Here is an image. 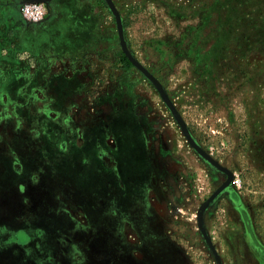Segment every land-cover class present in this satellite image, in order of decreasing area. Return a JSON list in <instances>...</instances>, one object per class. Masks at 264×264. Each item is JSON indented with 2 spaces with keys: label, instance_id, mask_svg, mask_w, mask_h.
Segmentation results:
<instances>
[{
  "label": "rangeland",
  "instance_id": "obj_1",
  "mask_svg": "<svg viewBox=\"0 0 264 264\" xmlns=\"http://www.w3.org/2000/svg\"><path fill=\"white\" fill-rule=\"evenodd\" d=\"M88 5L0 52V264H264V0Z\"/></svg>",
  "mask_w": 264,
  "mask_h": 264
},
{
  "label": "crops",
  "instance_id": "obj_2",
  "mask_svg": "<svg viewBox=\"0 0 264 264\" xmlns=\"http://www.w3.org/2000/svg\"><path fill=\"white\" fill-rule=\"evenodd\" d=\"M22 1L24 0H0V52L7 59H12V54L16 56V52H19L20 57L23 55L21 51L24 47H15L18 38L25 46L33 48L39 54L45 51L48 56L52 55L60 40L57 31L60 20L65 19L62 22L66 30L68 26L73 25L68 17L79 15L82 18L91 15L88 0H41L48 7V13L39 25L29 27L22 22L19 15ZM87 25L90 26L89 23ZM150 201L154 206V194L150 195Z\"/></svg>",
  "mask_w": 264,
  "mask_h": 264
},
{
  "label": "built area",
  "instance_id": "obj_3",
  "mask_svg": "<svg viewBox=\"0 0 264 264\" xmlns=\"http://www.w3.org/2000/svg\"><path fill=\"white\" fill-rule=\"evenodd\" d=\"M19 10L23 20L34 23L41 21L47 12L46 5L36 1H24ZM233 182L240 186L241 178L237 175Z\"/></svg>",
  "mask_w": 264,
  "mask_h": 264
},
{
  "label": "water",
  "instance_id": "obj_4",
  "mask_svg": "<svg viewBox=\"0 0 264 264\" xmlns=\"http://www.w3.org/2000/svg\"><path fill=\"white\" fill-rule=\"evenodd\" d=\"M25 1H36V2H43L41 0H25ZM24 2V1H23Z\"/></svg>",
  "mask_w": 264,
  "mask_h": 264
}]
</instances>
